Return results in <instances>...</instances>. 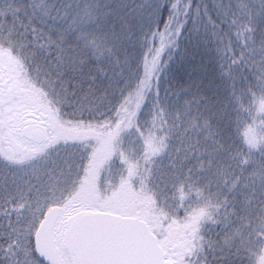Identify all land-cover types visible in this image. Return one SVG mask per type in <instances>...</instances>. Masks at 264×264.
Returning a JSON list of instances; mask_svg holds the SVG:
<instances>
[{
  "label": "snow or ice",
  "instance_id": "6c2138e0",
  "mask_svg": "<svg viewBox=\"0 0 264 264\" xmlns=\"http://www.w3.org/2000/svg\"><path fill=\"white\" fill-rule=\"evenodd\" d=\"M0 264H264V0H0Z\"/></svg>",
  "mask_w": 264,
  "mask_h": 264
},
{
  "label": "trees",
  "instance_id": "16d2710c",
  "mask_svg": "<svg viewBox=\"0 0 264 264\" xmlns=\"http://www.w3.org/2000/svg\"><path fill=\"white\" fill-rule=\"evenodd\" d=\"M175 67H176V66L174 65V66H173V69H175Z\"/></svg>",
  "mask_w": 264,
  "mask_h": 264
}]
</instances>
